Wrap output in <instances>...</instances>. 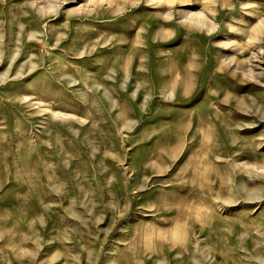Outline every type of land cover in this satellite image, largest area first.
<instances>
[{
	"label": "rangeland",
	"instance_id": "rangeland-1",
	"mask_svg": "<svg viewBox=\"0 0 264 264\" xmlns=\"http://www.w3.org/2000/svg\"><path fill=\"white\" fill-rule=\"evenodd\" d=\"M0 60V264H264V0H0Z\"/></svg>",
	"mask_w": 264,
	"mask_h": 264
},
{
	"label": "bare ground",
	"instance_id": "bare-ground-1",
	"mask_svg": "<svg viewBox=\"0 0 264 264\" xmlns=\"http://www.w3.org/2000/svg\"><path fill=\"white\" fill-rule=\"evenodd\" d=\"M0 62H1V60H0ZM11 64L13 65V63H11ZM34 67H35V66L33 65L32 68L34 69ZM22 75H24L23 72L19 73V74H18V77H21ZM37 182H39V181H37ZM35 183H36V182H35ZM40 184H41V183H40ZM40 184L38 183L37 185H40ZM26 185H27V183H26L25 185H23V186H26ZM30 185H31V184L28 183V186H30ZM38 189L40 190L41 188L38 187ZM37 194H38V193H37Z\"/></svg>",
	"mask_w": 264,
	"mask_h": 264
}]
</instances>
